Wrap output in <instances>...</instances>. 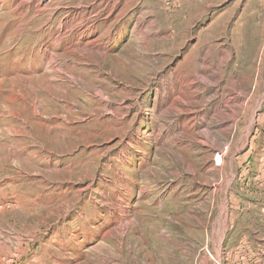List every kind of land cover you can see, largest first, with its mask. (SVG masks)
Wrapping results in <instances>:
<instances>
[{
  "label": "rangeland",
  "instance_id": "rangeland-1",
  "mask_svg": "<svg viewBox=\"0 0 264 264\" xmlns=\"http://www.w3.org/2000/svg\"><path fill=\"white\" fill-rule=\"evenodd\" d=\"M0 264H264V0H0Z\"/></svg>",
  "mask_w": 264,
  "mask_h": 264
},
{
  "label": "bare ground",
  "instance_id": "bare-ground-1",
  "mask_svg": "<svg viewBox=\"0 0 264 264\" xmlns=\"http://www.w3.org/2000/svg\"><path fill=\"white\" fill-rule=\"evenodd\" d=\"M62 35V34H61ZM61 35H60V37H61ZM60 37H59V39H60ZM56 42V44L58 43V39L55 41ZM45 55L47 56V57H45L46 58V68H45V70L47 71V70H49L50 71V73H52L50 76H53L54 74H57L58 73V71H59V69L60 68H62L63 67V65L62 64H58V62H57V59H58V55H56L55 53H52V52H46L45 53ZM58 64V66L56 65L55 66V64ZM68 65V64H67ZM51 68V69H50ZM53 80L51 79V82H52ZM254 117V116H253ZM254 124V123H253ZM251 129V128H250ZM125 229H126V226H123V228H122V231H123V233L125 232ZM223 237V235H221L219 238V244L222 242V238ZM220 251H221V248H219V250H218V257L217 258H215V260L216 261H221V258H222V256H221V253H220ZM220 263V262H219Z\"/></svg>",
  "mask_w": 264,
  "mask_h": 264
}]
</instances>
